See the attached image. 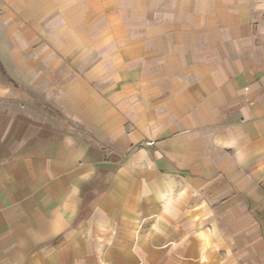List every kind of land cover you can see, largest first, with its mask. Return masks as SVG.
I'll return each instance as SVG.
<instances>
[{
    "label": "crops",
    "instance_id": "1",
    "mask_svg": "<svg viewBox=\"0 0 264 264\" xmlns=\"http://www.w3.org/2000/svg\"><path fill=\"white\" fill-rule=\"evenodd\" d=\"M0 264H264V0H0Z\"/></svg>",
    "mask_w": 264,
    "mask_h": 264
},
{
    "label": "rangeland",
    "instance_id": "2",
    "mask_svg": "<svg viewBox=\"0 0 264 264\" xmlns=\"http://www.w3.org/2000/svg\"><path fill=\"white\" fill-rule=\"evenodd\" d=\"M2 77H1V73H0V83H2ZM0 96H2L1 92H0Z\"/></svg>",
    "mask_w": 264,
    "mask_h": 264
}]
</instances>
